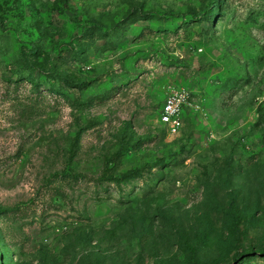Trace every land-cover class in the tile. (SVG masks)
<instances>
[{
    "label": "rangeland",
    "instance_id": "1",
    "mask_svg": "<svg viewBox=\"0 0 264 264\" xmlns=\"http://www.w3.org/2000/svg\"><path fill=\"white\" fill-rule=\"evenodd\" d=\"M259 249L264 0H0V264H264Z\"/></svg>",
    "mask_w": 264,
    "mask_h": 264
},
{
    "label": "built area",
    "instance_id": "2",
    "mask_svg": "<svg viewBox=\"0 0 264 264\" xmlns=\"http://www.w3.org/2000/svg\"><path fill=\"white\" fill-rule=\"evenodd\" d=\"M189 104V92L185 88H172L165 94L157 119L170 135L179 131L184 120L183 109Z\"/></svg>",
    "mask_w": 264,
    "mask_h": 264
},
{
    "label": "trees",
    "instance_id": "3",
    "mask_svg": "<svg viewBox=\"0 0 264 264\" xmlns=\"http://www.w3.org/2000/svg\"><path fill=\"white\" fill-rule=\"evenodd\" d=\"M212 5H213V3H212ZM258 251L264 252V249H259Z\"/></svg>",
    "mask_w": 264,
    "mask_h": 264
}]
</instances>
